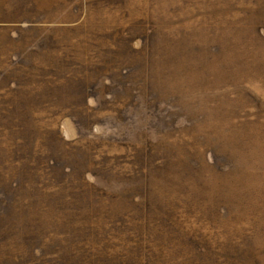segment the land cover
<instances>
[{
	"label": "rangeland",
	"instance_id": "1",
	"mask_svg": "<svg viewBox=\"0 0 264 264\" xmlns=\"http://www.w3.org/2000/svg\"><path fill=\"white\" fill-rule=\"evenodd\" d=\"M6 113L36 115L51 151L87 161V183L114 197L85 263L184 253L217 264L218 250L228 264H264V0H0ZM10 144L0 139L7 169ZM157 157L176 172L149 184L148 199L190 205L174 228L187 246L174 253L167 234L135 224L123 190L126 172ZM226 204L241 214L215 218Z\"/></svg>",
	"mask_w": 264,
	"mask_h": 264
},
{
	"label": "trees",
	"instance_id": "2",
	"mask_svg": "<svg viewBox=\"0 0 264 264\" xmlns=\"http://www.w3.org/2000/svg\"><path fill=\"white\" fill-rule=\"evenodd\" d=\"M36 117L26 113L0 115V139L7 144L12 142L10 147H15L11 169L1 166L5 159H0V264H87L84 262L87 245L91 247V238L100 236L109 227L105 222L111 219L114 197L99 198L94 191L96 186L87 183V161L69 160L61 152L51 151L52 143L46 145L47 130ZM53 139L55 136L50 141ZM219 165L229 168L226 163ZM171 166L167 159L157 157L147 169L133 167L132 173H125L123 190L133 207L130 216L135 224L147 227L157 239L167 234L175 242L174 253L187 246L181 235L188 234L184 227L176 232L174 228L177 223H188L190 205L187 202L184 211L178 208L176 212L175 203L166 207L149 200L147 189L149 184L157 185L159 179L169 182V177L176 172ZM116 170L114 166L111 168L112 172ZM226 205L216 206L215 218L233 219L241 214L239 206L231 209ZM110 225L117 226V223ZM159 226L169 228L161 232ZM190 248L188 245L185 252ZM215 255L217 264H228L222 252L216 250ZM174 256L164 262H189L184 253L181 258Z\"/></svg>",
	"mask_w": 264,
	"mask_h": 264
}]
</instances>
